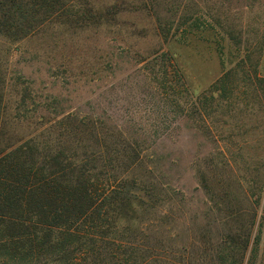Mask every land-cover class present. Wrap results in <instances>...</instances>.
Returning a JSON list of instances; mask_svg holds the SVG:
<instances>
[{"label": "rangeland", "instance_id": "obj_1", "mask_svg": "<svg viewBox=\"0 0 264 264\" xmlns=\"http://www.w3.org/2000/svg\"><path fill=\"white\" fill-rule=\"evenodd\" d=\"M94 1L106 14L101 24L91 20L13 44L0 38L8 102L17 100L13 87L28 86V115L52 107L95 111L110 115L111 125L128 122L132 129L136 122L148 130L158 97L136 53L172 55L197 107L230 71L226 96L207 99V127L196 115L181 117L150 144L152 176L181 189L183 201L163 204L168 223L158 228L166 255L137 264H219L220 237L237 223L221 220L218 208L238 211L248 223L242 264H264V88L248 77L264 84V0ZM92 56L102 57L104 70ZM109 59L114 63L106 66ZM18 128L33 129L25 122Z\"/></svg>", "mask_w": 264, "mask_h": 264}, {"label": "trees", "instance_id": "obj_2", "mask_svg": "<svg viewBox=\"0 0 264 264\" xmlns=\"http://www.w3.org/2000/svg\"><path fill=\"white\" fill-rule=\"evenodd\" d=\"M95 3L0 0V38L13 44L48 30L78 29L91 20L101 24L106 14ZM135 57L158 97L148 130L136 122L130 123L132 129L125 126L128 122L111 125L110 115L95 111L52 107L45 114L28 115V86L9 90L17 100L8 102L0 62V264H137L166 255L158 228L168 223L163 204L182 202L183 194L152 176L150 144L181 117L196 115L207 127V99L215 92L226 96L230 71L210 87L209 96L204 92L199 97L197 107L188 100L183 70L172 55L155 50ZM92 59L104 70L102 57ZM113 63L109 59L106 66ZM248 77L264 88L258 75ZM21 122L33 129H19ZM218 212L221 220L237 223L220 237L219 264H242L248 223L238 211Z\"/></svg>", "mask_w": 264, "mask_h": 264}]
</instances>
